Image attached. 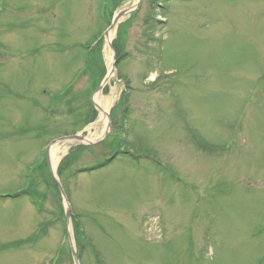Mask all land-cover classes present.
<instances>
[{
  "label": "rangeland",
  "instance_id": "rangeland-1",
  "mask_svg": "<svg viewBox=\"0 0 264 264\" xmlns=\"http://www.w3.org/2000/svg\"><path fill=\"white\" fill-rule=\"evenodd\" d=\"M102 2L0 0V264H264V0Z\"/></svg>",
  "mask_w": 264,
  "mask_h": 264
},
{
  "label": "bare ground",
  "instance_id": "bare-ground-1",
  "mask_svg": "<svg viewBox=\"0 0 264 264\" xmlns=\"http://www.w3.org/2000/svg\"><path fill=\"white\" fill-rule=\"evenodd\" d=\"M112 31V30H111ZM108 32L107 34H106V43H107V47L109 46V43L111 42V40H112V36H113V32ZM114 76V70H113V68H112V64L109 66V69H108V73H107V76H106V82L110 79V78H112ZM99 94V93H98ZM98 94H96V95H94V101H95V103H96V105H97V107H98V110H99V113H100V121L99 122H101V124L103 123V124H106L107 122H108V119H107V113H108V111H107V109H108V107H107V105H106V107H104V105H103V100H100V98L98 97ZM108 129V127L106 126V130ZM106 132V131H105ZM104 132V133H105ZM103 133V134H104ZM90 139L88 138V137H84L81 141H83V142H87V141H89ZM56 150H57V146H54L53 147V149H52V151H51V156H53V157H55V152H56ZM55 166V165H54Z\"/></svg>",
  "mask_w": 264,
  "mask_h": 264
},
{
  "label": "water",
  "instance_id": "water-1",
  "mask_svg": "<svg viewBox=\"0 0 264 264\" xmlns=\"http://www.w3.org/2000/svg\"><path fill=\"white\" fill-rule=\"evenodd\" d=\"M125 14V11H121L117 14L116 18L113 20V23L111 24L110 28L109 29H112V27L114 26V24L117 22V20L122 17L123 15ZM109 47L112 49V45L110 44ZM103 85H101L97 91H99L101 88H102ZM78 139V140H82L83 137H81L80 135H73V136H68V137H65V138H62V139ZM48 147L46 148V151H45V155H46V161H47V164L50 166V160H49V152H48ZM55 182L59 188V190L61 191V194L62 196H65L64 195V191L62 189V187L60 186L59 182L57 179H55ZM65 218H66V221L68 222L69 221V210L67 209L66 212H65ZM68 239H70V236L68 237ZM72 255H73V258H74V262L75 264H79L78 262V259H77V254H76V251L74 249V247H72Z\"/></svg>",
  "mask_w": 264,
  "mask_h": 264
},
{
  "label": "trees",
  "instance_id": "trees-1",
  "mask_svg": "<svg viewBox=\"0 0 264 264\" xmlns=\"http://www.w3.org/2000/svg\"><path fill=\"white\" fill-rule=\"evenodd\" d=\"M104 2V3H103ZM103 6H102V9H101V15H102V17H105L106 16V13H108V10H109V8H108V5H109V0H103ZM102 10H103V12H102ZM105 13V16L103 15ZM109 14V13H108ZM109 16V15H108ZM107 19V17H105V20ZM108 20V24H109V19H107ZM93 38H97V36L96 35H94L93 36ZM91 41V40H90ZM93 41V40H92ZM91 45H90V43L89 42H87V43H85L84 45H81V48L82 49H87V48H89ZM86 56V55H85ZM118 58V57H117ZM86 68H87V65H86ZM81 148V147H80ZM70 158V155L66 158V161H67V159H69ZM107 161H109V160H107ZM107 161H105L104 163H101V165H103V164H106V162ZM26 193V192H25ZM31 200H32V203L34 204L35 203V201L31 198ZM35 205V204H34ZM39 209H40V207H39ZM38 209V210H39ZM60 216H62V214H59L58 215V217H60ZM21 242L20 241H15V242H12L7 248H17V246H19V244H20ZM0 249H5V246H3V247H1Z\"/></svg>",
  "mask_w": 264,
  "mask_h": 264
}]
</instances>
